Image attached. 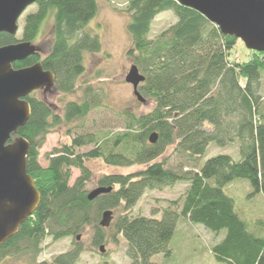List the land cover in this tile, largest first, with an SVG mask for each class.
Masks as SVG:
<instances>
[{"label":"trees","instance_id":"1","mask_svg":"<svg viewBox=\"0 0 264 264\" xmlns=\"http://www.w3.org/2000/svg\"><path fill=\"white\" fill-rule=\"evenodd\" d=\"M124 1L130 16L129 54L145 76L140 93L153 100V108L146 113L114 110L123 122L120 130L85 132L91 112L110 109L104 88L88 84L81 99L68 101L63 113L30 93L25 99L31 115L18 136L30 143L26 168L41 199L18 231L0 245V259L24 255L28 260L23 264H77L84 251L80 236L85 228L93 225L94 244H105L107 228L100 225V218L106 210H119L108 229L114 242L122 236L128 264H158L152 260L158 254L171 257L170 243L182 219L215 235L223 232L211 247L217 261L264 264V235L249 230L235 198L226 192L230 182L245 178L251 195H264V51H252L247 61L232 60L230 52L238 38L223 34L197 9L178 0ZM34 4L20 36L0 33V47L35 41L44 22L51 19L52 44L42 65L53 72L59 92L75 93L85 72L86 54L102 47L99 36L87 29L98 13L99 0H37ZM164 12H172L176 20L153 36V21ZM38 61L29 56L13 67ZM79 121L82 132L73 135L69 129L70 142L55 147L47 154L48 165L41 166L40 149L47 136L61 125ZM153 133L155 142L150 141ZM232 145L233 154H209L212 147ZM84 147L89 149L81 151ZM93 159L115 167L143 168L102 176L98 187L112 190L91 200L86 184L92 172L87 162ZM73 169L80 174L71 183ZM177 183H184L185 190L166 207L151 215L133 213L147 191ZM65 238L72 239L71 249L51 260L38 259L47 239Z\"/></svg>","mask_w":264,"mask_h":264},{"label":"rangeland","instance_id":"2","mask_svg":"<svg viewBox=\"0 0 264 264\" xmlns=\"http://www.w3.org/2000/svg\"><path fill=\"white\" fill-rule=\"evenodd\" d=\"M124 0L108 1L99 0V10L97 15L89 22L88 30L98 35L102 42L99 52L87 53L85 57V72L79 78V89L72 94L59 92L55 87L48 90H39L36 96L49 102L56 113H63L64 105L70 100H80L85 87L90 84L94 88H104L106 102L109 108L96 109L90 113L86 119L83 131H117L123 126L122 120L116 115L114 110L130 108L136 113H146L153 108V100L146 103L137 101L133 94V87L125 81L129 69L134 64L133 57L129 54L132 48V40L127 30L129 14L126 12ZM35 10V4L30 5L18 20L19 29L17 36L22 32L24 18L27 13ZM176 20L172 12L159 14L152 24V35L155 36ZM52 20L48 19L42 25L41 31L35 40L37 47L50 49L52 44ZM34 41V42H35ZM33 42V43H34ZM241 39L230 52V59L247 61L252 55ZM112 108V109H111ZM81 122L71 125H61L57 131L47 136L46 143L40 149L39 163L41 166L48 165L47 154L55 147H60L70 142L69 129L73 135L81 133L78 127ZM204 127L212 130L208 123ZM89 147H84L81 151H87ZM224 151L233 154L236 152L235 145L224 149L212 147L209 154ZM239 156L237 155L236 158ZM92 172L91 180L86 184V189L91 191L98 187V180L107 174L132 173L142 169V166L115 167L104 163L100 159H93L87 162ZM77 169L72 170L71 183L79 176ZM184 183H177L172 187L163 190L147 191L138 201L133 209L134 214L151 215L154 211L166 207L170 200H175L181 196L185 190ZM226 192L232 195L236 201V209L248 223L249 230L256 235H264V195H251V186L247 179L237 178L226 186ZM115 220L119 210H112ZM161 213L157 214L160 217ZM101 219V218H100ZM110 227V226H108ZM107 228V242L103 245L94 244L95 229L93 225L85 228L80 236V242L84 251L77 264H128L129 259L125 254V242L122 236L119 241L111 239L112 230ZM223 237V232L215 235L208 231L203 225L190 223L187 219H182L178 223L177 231L170 243L172 256L165 257L162 254L154 255L152 260L158 264H225L215 259L211 253V247ZM103 246L104 252L100 247ZM43 251L38 259L51 260L61 252H65L73 247L72 239L65 238L57 242L47 239L43 245ZM28 259L22 256H7L0 259V264H23Z\"/></svg>","mask_w":264,"mask_h":264},{"label":"water","instance_id":"3","mask_svg":"<svg viewBox=\"0 0 264 264\" xmlns=\"http://www.w3.org/2000/svg\"><path fill=\"white\" fill-rule=\"evenodd\" d=\"M37 0H0V33H18V20ZM206 15L222 33L241 39L253 51H264V0H178ZM38 51L32 42H17L0 47V245L12 237L37 209L41 194L27 172L30 143L18 136L19 128L30 118L31 107L25 99L36 90L55 87V76L38 62L15 69L13 64ZM145 76L136 64L129 69L125 81L133 87L135 98L146 103L140 93ZM56 89V88H55ZM157 134L150 136L155 142ZM112 187H97L88 194L95 199ZM112 210L102 214L100 225L108 227ZM79 239V236H78ZM104 252L103 246L100 247Z\"/></svg>","mask_w":264,"mask_h":264},{"label":"flooded vegetation","instance_id":"4","mask_svg":"<svg viewBox=\"0 0 264 264\" xmlns=\"http://www.w3.org/2000/svg\"><path fill=\"white\" fill-rule=\"evenodd\" d=\"M34 42V41H33ZM32 42V43H33ZM34 44H37L36 43V41L34 42ZM51 48V47H50ZM49 52H50V49L49 50H47V49H45V48H41V47H38V51L35 53V54H33V55H30V56H36L37 58H38V62H40L41 64H42V61L48 56V54H49ZM37 62V63H38ZM45 69V68H44ZM46 70V69H45ZM34 93H37V92H39V90H36V91H33Z\"/></svg>","mask_w":264,"mask_h":264}]
</instances>
